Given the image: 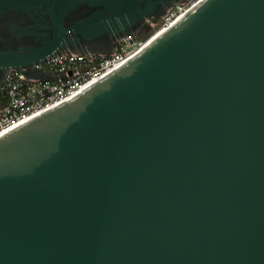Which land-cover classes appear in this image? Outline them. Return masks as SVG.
<instances>
[{
	"label": "water",
	"instance_id": "1",
	"mask_svg": "<svg viewBox=\"0 0 264 264\" xmlns=\"http://www.w3.org/2000/svg\"><path fill=\"white\" fill-rule=\"evenodd\" d=\"M0 264H264V0L202 1L1 132Z\"/></svg>",
	"mask_w": 264,
	"mask_h": 264
},
{
	"label": "flooded vegetation",
	"instance_id": "2",
	"mask_svg": "<svg viewBox=\"0 0 264 264\" xmlns=\"http://www.w3.org/2000/svg\"><path fill=\"white\" fill-rule=\"evenodd\" d=\"M187 0H0V58L39 50L113 52L120 38L145 37ZM0 64V104L5 101Z\"/></svg>",
	"mask_w": 264,
	"mask_h": 264
},
{
	"label": "built area",
	"instance_id": "3",
	"mask_svg": "<svg viewBox=\"0 0 264 264\" xmlns=\"http://www.w3.org/2000/svg\"><path fill=\"white\" fill-rule=\"evenodd\" d=\"M202 1L178 5L145 37L120 38L111 53H53L21 69L9 67L4 76L5 101L0 104V133L76 97L124 65Z\"/></svg>",
	"mask_w": 264,
	"mask_h": 264
},
{
	"label": "bare ground",
	"instance_id": "4",
	"mask_svg": "<svg viewBox=\"0 0 264 264\" xmlns=\"http://www.w3.org/2000/svg\"><path fill=\"white\" fill-rule=\"evenodd\" d=\"M191 11H192V10H190L189 12H191ZM189 12H187L184 16L180 17V18L176 21V23H178L182 18H184ZM176 23H175V24H176ZM175 24H174V25H175ZM174 25H173V26H174ZM164 33H165V32H164ZM164 33H162V34L159 33L153 41H155L158 37H160V36L163 35ZM104 77H105V76H104ZM101 79H102V78H101Z\"/></svg>",
	"mask_w": 264,
	"mask_h": 264
}]
</instances>
